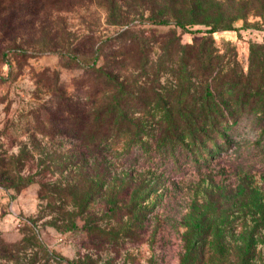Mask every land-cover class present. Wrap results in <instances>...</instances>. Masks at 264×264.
Segmentation results:
<instances>
[{
	"label": "rangeland",
	"instance_id": "374dc122",
	"mask_svg": "<svg viewBox=\"0 0 264 264\" xmlns=\"http://www.w3.org/2000/svg\"><path fill=\"white\" fill-rule=\"evenodd\" d=\"M0 264H264V0H0Z\"/></svg>",
	"mask_w": 264,
	"mask_h": 264
},
{
	"label": "trees",
	"instance_id": "16d2710c",
	"mask_svg": "<svg viewBox=\"0 0 264 264\" xmlns=\"http://www.w3.org/2000/svg\"><path fill=\"white\" fill-rule=\"evenodd\" d=\"M68 107L70 108V105H68ZM108 116L109 114V108L108 107H102L101 109H99L98 112L94 113V119H93V123L96 125L94 131H105L108 129V122L107 121H101V117L102 116ZM82 123V122H81ZM81 128V126H80ZM82 129V128H81ZM73 130V129H70ZM81 130H78L77 133H79ZM92 134H93V129H92ZM84 135V134H83ZM85 139L87 137V135H84Z\"/></svg>",
	"mask_w": 264,
	"mask_h": 264
}]
</instances>
